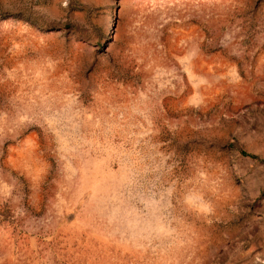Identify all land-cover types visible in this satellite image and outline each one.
Segmentation results:
<instances>
[{
	"label": "rangeland",
	"instance_id": "rangeland-1",
	"mask_svg": "<svg viewBox=\"0 0 264 264\" xmlns=\"http://www.w3.org/2000/svg\"><path fill=\"white\" fill-rule=\"evenodd\" d=\"M0 264H264V0H0Z\"/></svg>",
	"mask_w": 264,
	"mask_h": 264
}]
</instances>
